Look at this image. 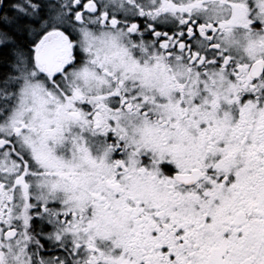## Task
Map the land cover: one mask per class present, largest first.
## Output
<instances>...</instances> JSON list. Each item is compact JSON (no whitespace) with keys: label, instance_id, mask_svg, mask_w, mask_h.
<instances>
[{"label":"snow or ice","instance_id":"1","mask_svg":"<svg viewBox=\"0 0 264 264\" xmlns=\"http://www.w3.org/2000/svg\"><path fill=\"white\" fill-rule=\"evenodd\" d=\"M0 264H264V0H0Z\"/></svg>","mask_w":264,"mask_h":264}]
</instances>
